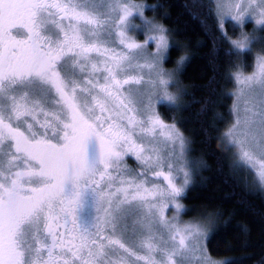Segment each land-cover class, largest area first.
<instances>
[{
    "label": "snow or ice",
    "instance_id": "snow-or-ice-1",
    "mask_svg": "<svg viewBox=\"0 0 264 264\" xmlns=\"http://www.w3.org/2000/svg\"><path fill=\"white\" fill-rule=\"evenodd\" d=\"M143 7L133 0H0V264H224L208 254L211 234L201 225L180 227L165 217L169 205L181 212L177 198L191 176L185 172L177 186L170 164L168 174L157 170L161 138L181 157L186 143L153 107L157 91L175 101L156 63L166 37L139 44L127 35ZM217 8L241 28L251 14L264 25V0H225ZM248 40L241 31L231 44L244 51ZM116 41L120 51L111 47ZM153 42L151 62L138 63ZM144 68L147 81L131 74ZM236 80V119L224 136L264 188V55ZM142 83L148 87H133ZM247 91L253 95L241 114ZM129 155L166 186L146 187L143 173L127 167ZM86 205L93 214L82 220Z\"/></svg>",
    "mask_w": 264,
    "mask_h": 264
},
{
    "label": "trees",
    "instance_id": "trees-1",
    "mask_svg": "<svg viewBox=\"0 0 264 264\" xmlns=\"http://www.w3.org/2000/svg\"><path fill=\"white\" fill-rule=\"evenodd\" d=\"M140 1L150 5L146 14L166 29V69L187 57L169 86L174 103L157 106L187 139L188 156L195 159V175L182 198L192 208L187 215L211 223L206 240L211 257L224 264H264V190L249 167L233 162L235 151L223 141L232 119L235 73L249 71L253 52L232 48L213 0ZM233 26L229 20L225 30L235 34Z\"/></svg>",
    "mask_w": 264,
    "mask_h": 264
},
{
    "label": "rangeland",
    "instance_id": "rangeland-1",
    "mask_svg": "<svg viewBox=\"0 0 264 264\" xmlns=\"http://www.w3.org/2000/svg\"><path fill=\"white\" fill-rule=\"evenodd\" d=\"M221 2H225V0H213L214 11H215V14H216V16L218 18L220 29L226 34V36L229 37L230 42H231V40L238 39V37H240V35H241V31H243L249 37L248 47H246L244 50L251 49L252 52H253L252 53L253 54L252 55V64H251V67H250L249 71H241V70H239V71H237L235 73V76H234L235 84H234V88H233V102H232V106H231V109H232L234 103L237 100L238 90L241 87V85H239L237 83L236 74L242 73L244 76H250L256 69V57L260 56V55H264V33H263L264 25H258L256 23V21L259 19V16L255 15V14H251V15H249V16H247L245 18L244 25L241 28V25L238 24L236 21L232 20L229 16H227V15L222 16L220 14V12H219V10L217 8V5L220 4ZM232 2L235 3V2H238V0H232ZM258 2H259V0H257V3ZM133 3L144 6L142 8L143 18H141L139 16H135V15L131 18L132 23L136 27H134V28L130 27L127 30V35L132 40H134L136 43L145 44V41L147 40V37L149 35H161V34H163L166 37L167 42L169 43V37L167 36L166 31L163 32V33L152 32V31H149L150 25L149 26L145 25V21H150L152 24L158 25V26L162 27L163 29H165V27L159 21L154 19L151 15H147L146 14V10H147V8L150 7V5H148L144 1H140V0H133ZM229 20L234 25L233 27L236 28V33H235L236 35L232 34L231 32H230L231 34H229L225 30L226 22L229 21ZM255 44H257V45L254 46ZM231 46H232V48L236 49L232 44H231ZM111 47L115 48L117 51H120L121 48H122V46L119 45L118 41H116V43L112 44ZM236 50L240 51L239 49H236ZM156 52H157V48H156V45H155L154 42L147 44L146 48H145V51L143 53H141L140 55H138L137 62L140 63V64H144L146 61L151 62L152 56L148 55V54H155ZM240 52H242V51H240ZM165 54H166V51L165 50L162 51L160 53V56L157 58L156 63L158 64L159 69H162V71L164 73L163 79H165V80H167L169 82L168 86H167V92L169 94H171L172 96H174V93L171 92V89H170L169 86L171 84V81H172L174 75L176 74V70L178 68V63L174 67L169 68L167 70L166 67L163 64L164 63V59H165ZM131 74L134 75V76H137V75L143 76L144 81H147L150 78L149 77V69H147V68H144L143 70L134 71ZM151 78L155 79V73L152 74ZM125 87H128V86H125ZM133 87L147 88L148 85L142 83V85H134ZM254 87L256 88V91L258 92L259 91L258 86H254ZM174 89L176 91L177 87L174 86ZM252 95H253V93L251 91H247L245 93V95L241 96V99H240V102H239L240 103L241 114H243L244 108L246 106V103H245L246 100L248 99V97H250ZM162 102L167 103L169 101H167L166 99H162L160 92L157 91V94L153 97V107L155 108V111L157 112L158 115H160V114L158 112L157 106H158L159 103H162ZM248 106L251 107V105H248ZM231 118L232 119L228 123L224 133L227 132L228 129L235 122L236 116H235L234 113H232ZM161 119L168 125H175L174 122L165 121L162 117H161ZM175 127L177 128L176 125H175ZM180 133H181V131H180ZM224 133H223V141H224V143L226 145L232 147L233 148L232 150L235 151L234 152V157L235 158L233 159V162L234 163H238V162L244 163L243 161L240 160L239 148L236 145L229 143V138L225 137ZM185 143H186L185 153H184V156L181 157L178 147L174 148L171 143H166L163 140V138H161L159 140V142H158V151H159V153H160V155L162 157V167L160 169H157V170H162L166 174H168L167 165L170 164L172 166L171 176L173 177L174 182L177 184V186L183 185L184 173L185 172H189L190 173L191 180H192V177H193V173L195 175V171H194L195 168L193 167V164H192V162H194L195 159L192 156L191 157L193 159L190 156H188V142H187L186 138H185ZM235 153H236V155H235ZM125 161H126L127 167L129 169L133 170V173H132L133 175H136V174H139V173H143V175L139 176L138 179L146 180L148 182L145 185L146 187L151 188L153 185H156V186L160 187L161 189H163L166 186V181H164L163 177L157 178L153 174V170H145L143 168V166H141L137 162V160L135 159L134 156H131V155L126 156L125 157ZM245 165L251 169L252 176L255 178V180L257 181V183L260 186V188L262 190H264V188H262V186H261V184L259 182L257 169L253 168L252 165H250V164H245ZM114 175H115V173H114ZM187 187H186V189H187ZM186 189H185V191H186ZM184 196L185 195L177 198L178 203H180L183 206V208H182L181 212L179 213V215H177L175 208L172 207L171 205H169L167 210L165 211V217L169 221H171L173 223H177L180 227H183L185 224H188L189 222L195 223V224H199L205 229V231L207 233H209V227H210L211 223L208 222L207 219H203V218H200L198 216H197L198 218L189 217L187 215L186 211H191L192 208L191 207H187V205L184 203V201L182 200V198ZM92 214H93V210L89 206H87L86 209H84L83 212L81 213V218H82V220H87V219L90 218V216ZM102 214L103 213H100V215H102ZM162 234L164 235V238L166 239L167 238V233L163 232V230H162ZM205 244H206V241H205ZM211 258L214 261L223 262L221 259H215L213 257H211ZM192 264H198L197 260L193 259Z\"/></svg>",
    "mask_w": 264,
    "mask_h": 264
},
{
    "label": "clouds",
    "instance_id": "clouds-1",
    "mask_svg": "<svg viewBox=\"0 0 264 264\" xmlns=\"http://www.w3.org/2000/svg\"><path fill=\"white\" fill-rule=\"evenodd\" d=\"M186 60H187V57L185 56V57H182L181 59H178L177 63L182 65Z\"/></svg>",
    "mask_w": 264,
    "mask_h": 264
},
{
    "label": "flooded vegetation",
    "instance_id": "flooded-vegetation-1",
    "mask_svg": "<svg viewBox=\"0 0 264 264\" xmlns=\"http://www.w3.org/2000/svg\"><path fill=\"white\" fill-rule=\"evenodd\" d=\"M86 207H87V205L85 206V208H84V209H86ZM82 212H83V211H82ZM82 212H81V213H82Z\"/></svg>",
    "mask_w": 264,
    "mask_h": 264
}]
</instances>
